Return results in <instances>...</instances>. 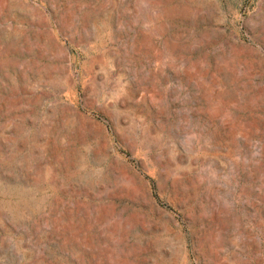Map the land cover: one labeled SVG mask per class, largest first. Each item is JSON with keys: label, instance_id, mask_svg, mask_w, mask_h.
I'll return each instance as SVG.
<instances>
[{"label": "rangeland", "instance_id": "obj_1", "mask_svg": "<svg viewBox=\"0 0 264 264\" xmlns=\"http://www.w3.org/2000/svg\"><path fill=\"white\" fill-rule=\"evenodd\" d=\"M0 264H264V0H0Z\"/></svg>", "mask_w": 264, "mask_h": 264}, {"label": "water", "instance_id": "obj_2", "mask_svg": "<svg viewBox=\"0 0 264 264\" xmlns=\"http://www.w3.org/2000/svg\"><path fill=\"white\" fill-rule=\"evenodd\" d=\"M75 74V73H74Z\"/></svg>", "mask_w": 264, "mask_h": 264}]
</instances>
